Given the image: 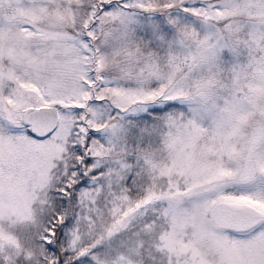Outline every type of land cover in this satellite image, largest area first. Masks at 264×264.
<instances>
[{"label":"snow or ice","instance_id":"6c2138e0","mask_svg":"<svg viewBox=\"0 0 264 264\" xmlns=\"http://www.w3.org/2000/svg\"><path fill=\"white\" fill-rule=\"evenodd\" d=\"M0 264H264V0H0Z\"/></svg>","mask_w":264,"mask_h":264}]
</instances>
